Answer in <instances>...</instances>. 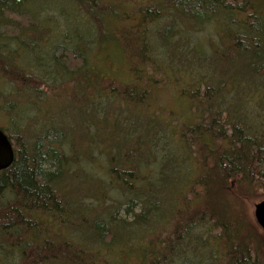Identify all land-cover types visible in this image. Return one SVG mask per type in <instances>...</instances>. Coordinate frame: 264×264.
Wrapping results in <instances>:
<instances>
[{
	"label": "trees",
	"instance_id": "1",
	"mask_svg": "<svg viewBox=\"0 0 264 264\" xmlns=\"http://www.w3.org/2000/svg\"><path fill=\"white\" fill-rule=\"evenodd\" d=\"M187 29L219 39L209 52L192 48L197 72L186 70L194 63L184 64L178 48L176 37ZM148 36L163 42H150L149 52ZM180 73H187L186 88ZM170 84L190 112L164 125L147 94ZM27 93L43 97L26 102ZM76 98L91 107L90 121L97 107L118 108L108 115L112 138L101 139L95 124L86 127L88 147L98 152L92 173L79 164L76 144L62 142L68 125L44 126L29 147L20 135V119L32 108L29 121L37 122L66 103L85 114ZM0 120L8 140L15 138L14 161L0 172V264H264V232L230 216L226 201L235 191L264 195V0H0ZM156 166L173 178L151 181ZM68 175L77 184L60 191ZM88 180L101 189L91 201L82 188ZM123 199L131 220L112 218ZM76 200L90 205L91 218ZM100 208L103 215L95 214ZM68 209L81 213L75 226L86 227L82 241L61 232L71 230ZM119 230L131 233L121 239ZM92 239L108 247L103 257L80 248ZM191 248L211 262L195 261Z\"/></svg>",
	"mask_w": 264,
	"mask_h": 264
},
{
	"label": "rangeland",
	"instance_id": "2",
	"mask_svg": "<svg viewBox=\"0 0 264 264\" xmlns=\"http://www.w3.org/2000/svg\"><path fill=\"white\" fill-rule=\"evenodd\" d=\"M167 21V20H166ZM182 22H180L181 24ZM161 25V28L165 29L166 26V22L163 21ZM216 31H219V29H216ZM185 36L183 37H176L178 38V40H180V48L181 51H184L185 53V58L183 59L184 64L192 59L193 61V67H189L186 68V70H192L197 72L199 69L198 67V63L197 60L195 59V49H192L193 47H195L196 45L200 44L201 46H203L206 51L209 52L211 46L210 43H216L217 41H219V39L217 37L214 36L213 33L209 32V31H205L202 30V32H198L196 33L195 36H193L192 34H194L193 32H191V30H185L184 32ZM175 38V39H176ZM130 39H137L139 40L138 36L137 37H131ZM129 40V39H128ZM125 41H127V39H125ZM152 42L153 44L155 43L156 45L158 44L157 42H163L161 40L155 39L154 36H148V45L149 43ZM192 49V50H191ZM191 50V51H190ZM142 52L144 54H146L148 52V49H142ZM149 52H150V45H149ZM181 76L179 77L180 79V83L182 84V88H186L187 87V82H188V78L186 77L187 73H180ZM204 76L202 77L203 79H205ZM48 81L47 84H49ZM76 87V84L74 85ZM175 87L176 84H170L168 85L166 88L164 89H151L148 91L147 94V100L149 102V109L151 111L154 112V119L159 123V120L161 121V123H163L164 125H174L176 120H187L188 115H189V103L188 101L183 97V95L180 93V91H175ZM77 88V87H76ZM203 88L200 89V91H202ZM37 94V93H36ZM33 94V93H27L26 94V102L29 100H35V99H41L43 96L38 93V95ZM67 96V95H64ZM76 104L78 105H84L85 108L87 107V103L83 102V100L81 98H76ZM19 100L21 102H24L21 99V96L19 98ZM105 102V100H100V103ZM121 107L122 110H125V108L122 105H119ZM95 109V107H92ZM97 110V120L93 117L92 121H90V118L92 117V113L93 111L91 110V107H87L85 114L83 108L77 106L76 108L74 106H69L67 103L64 104V106H59V107H53V109L51 110V112L48 114H44V119L43 121H29L30 118H32L35 115V111L33 110V108L31 109L30 112L24 113L23 117L20 119L21 120V127L24 129L19 128L20 130V135H22L23 140L25 143H22L23 146H27L29 147V145L32 144V139H34L35 136L38 135V131L41 129H43V127L45 126V129H50V126L52 125H56L59 127L63 126L60 124V122H62L63 125H68L70 127V132H68L66 134V137L63 138L62 142H66L68 143V146L70 147V145L72 144V142H74L76 144V149L79 152V155L77 156V160H79V164L80 165H87L88 168L90 169V173L93 172V170H96V167H94V162L90 160V158L92 157H96L97 156V151H94L92 149V147H88L89 145L93 144V139H90L89 132L86 131V127L87 126H92V125H96V131L95 134H99L101 139L106 140L107 138H112L115 135H109L108 134V124H109V120H108V115L112 114V112L117 111L118 108L116 109H106L104 106H101V109H99L98 107L96 108ZM105 118V119H104ZM103 120V121H98V120ZM60 121V122H59ZM125 121H127L125 119ZM1 123L2 121L0 120V129L3 130V128L1 127ZM5 125L9 124V122L7 120H4ZM162 124V125H163ZM132 125V124H131ZM66 129V128H65ZM65 131V130H64ZM89 134V135H88ZM11 137V136H10ZM12 145L15 143V138L11 137ZM71 141V143H70ZM61 142V143H62ZM73 146V144L71 145V147ZM157 152L159 154H163V150H162V145L158 148ZM99 153L101 155V157L104 155L105 152H102L101 150H99ZM89 154V160L88 161H84V155ZM92 162V163H91ZM97 165V164H96ZM95 168V169H94ZM151 174V181H154L155 178L157 177H161V174H165L167 176L168 181L171 180L173 178V176H171L170 172H166V171H162L160 169L159 166H156L155 169H152L150 171ZM182 176V174H180ZM73 176V175H72ZM92 176L89 177V179ZM75 177H71V175H68L65 183L63 185H61L59 187L62 188L65 186L64 189H73V185L75 184L74 181ZM182 183L180 184L181 187H186L187 184L183 183V177H181ZM94 185L99 186V181L94 180ZM77 184V183H76ZM75 184V185H76ZM67 185V186H66ZM142 188H147L146 184H142L141 185ZM153 187L155 186V184L152 185ZM83 189H85L84 192V196L91 201L92 199V195L95 194L98 191H101V189H97L95 186L91 187V182L90 180H88V184L87 187L83 186ZM100 188H104V189H108L109 186L106 183H102L100 184ZM172 188V184L169 183L166 187V189L168 190V192L171 191ZM241 189H243L242 187H239ZM60 191H62L60 189ZM76 193V192H75ZM241 192L235 191L232 194V198H227V210H228V214L232 217L240 214L242 216V218L245 219V221L250 224V226H254L255 228L257 227L256 222L254 220V205L257 204L258 202L264 200V195H260L259 191L253 193L250 192H246L244 194H239ZM239 194V196H238ZM9 198V197H7ZM6 198V199H7ZM74 198H72V200L74 201ZM116 200H118V198H116ZM154 201L157 202H162V203H173L171 200H167L165 198H158ZM77 200L74 202V206H77V208L84 210V214H81L80 211L76 210V216L74 213H71V209H74L73 206H71V209L69 210V214L67 216L68 219V223L71 225V230L70 228H62L61 232L62 234H68V240L75 243L76 241H82L84 239V237L82 236V234H84L86 232V227L84 225H80V226H75V218H80L79 215H84L86 218H91V207L88 204V208L85 209L83 208V203L81 202V205H77ZM109 204H111V202L109 200H106V206H108ZM125 204L126 201L123 199L119 202L118 205V209L116 212L113 213L112 218H124L131 220V218H133L132 215V208L128 207V212L125 209ZM139 208L136 207L134 209V212H138ZM95 214L98 215H103L104 210H102V208L94 211ZM94 214V215H95ZM155 229L156 226H150V229ZM258 231L260 234H263V230H261L259 227ZM126 233H131L130 231L127 230H119L118 231V236L123 239V236ZM218 233V232H217ZM216 233V235H217ZM148 235H144V237H147ZM136 237H139V235H137ZM164 237V236H163ZM108 242V241H107ZM91 244H94L93 246H86L83 247L81 246L80 248L85 250V248H87V252H93L94 254L97 255V257H95L94 259L97 258H101L103 257L104 253L107 251L108 247L106 246V244L104 245H100V246H96L95 245V241L92 239ZM138 245H141L140 242H138ZM129 253H130V249L128 248ZM114 251V250H112ZM139 252H133L132 256L136 257L138 256V253H142V250L139 248L138 249ZM115 252V251H114ZM189 254H191L192 256H194L195 261H200V257L203 258L206 263H210L211 259L208 256V254L205 251H201V252H197L194 251V248H191L189 250ZM112 257V256H111ZM139 259V257H138ZM2 264H8L10 263V259L8 258H4L1 261ZM133 263V262H132Z\"/></svg>",
	"mask_w": 264,
	"mask_h": 264
},
{
	"label": "water",
	"instance_id": "3",
	"mask_svg": "<svg viewBox=\"0 0 264 264\" xmlns=\"http://www.w3.org/2000/svg\"><path fill=\"white\" fill-rule=\"evenodd\" d=\"M14 161V152L10 147L6 135L0 130V172L8 169ZM254 220L264 231V200L254 205Z\"/></svg>",
	"mask_w": 264,
	"mask_h": 264
},
{
	"label": "flooded vegetation",
	"instance_id": "4",
	"mask_svg": "<svg viewBox=\"0 0 264 264\" xmlns=\"http://www.w3.org/2000/svg\"><path fill=\"white\" fill-rule=\"evenodd\" d=\"M1 130V129H0ZM5 135H6V137H8V135L3 131V130H1ZM8 139V138H7ZM9 141V140H8ZM10 142V145H11V147H12V144H11V141H9Z\"/></svg>",
	"mask_w": 264,
	"mask_h": 264
},
{
	"label": "bare ground",
	"instance_id": "5",
	"mask_svg": "<svg viewBox=\"0 0 264 264\" xmlns=\"http://www.w3.org/2000/svg\"><path fill=\"white\" fill-rule=\"evenodd\" d=\"M7 141H8V139H7ZM8 143H9V145H10V142L8 141ZM10 147H11V145H10Z\"/></svg>",
	"mask_w": 264,
	"mask_h": 264
}]
</instances>
